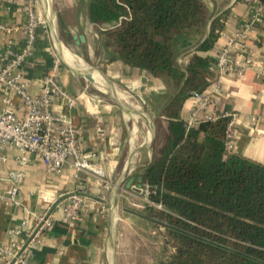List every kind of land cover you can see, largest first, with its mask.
<instances>
[{"label":"trees","instance_id":"1","mask_svg":"<svg viewBox=\"0 0 264 264\" xmlns=\"http://www.w3.org/2000/svg\"><path fill=\"white\" fill-rule=\"evenodd\" d=\"M225 1L78 0L81 24L95 25L107 61L166 83L150 100L160 111L152 159L125 184L147 197L144 217L173 242L156 264H264V163L227 152L228 118L187 130L182 113L215 77L206 53L224 26ZM63 27L65 40H75Z\"/></svg>","mask_w":264,"mask_h":264},{"label":"crops","instance_id":"2","mask_svg":"<svg viewBox=\"0 0 264 264\" xmlns=\"http://www.w3.org/2000/svg\"><path fill=\"white\" fill-rule=\"evenodd\" d=\"M253 7L254 2L251 3L250 0L222 2L219 13L227 9L229 12L216 44L206 54L215 57L224 42L223 34L234 33L240 21L250 16ZM0 19L9 23H24L26 12L24 7L19 5L11 9L9 13L0 12ZM89 33L95 35L99 49L97 60L94 61L91 58L89 60L79 52L75 54L83 59L84 65H72L63 57L61 50H58L63 58L61 81L70 93L80 96L79 106L73 111L75 122L81 129L79 145L83 151L94 154L92 161L105 170L108 186L99 184L93 175L82 174V180L88 181L90 196L97 198L104 192L108 205L113 208L110 207L111 209L105 215L93 211L71 224L56 222L47 232L41 248L35 252L33 264L50 262L109 264L110 254L118 255V248L128 232L123 226L128 217L133 215L130 212L122 215L118 209L123 196L130 193L125 185L132 174V170L128 172V175L125 171L131 157L128 116L135 109L118 94L125 93L127 99L144 100V97H147L151 100L154 95L163 94L166 91V83L150 72L128 66L119 60L107 61L100 47V36L96 27L90 23L85 25V33H79L86 37V46L82 47L84 51L89 52ZM75 35L77 34H74V39ZM13 37L16 47L21 48L24 33H14ZM49 44L40 32V48L26 64L27 77L30 80L37 81L49 71L52 55L45 49ZM58 44L57 41L59 49ZM246 50L251 52L254 58L252 69L242 77L235 74L225 77L220 93L214 98L213 109L216 113L229 111L237 114L238 122L232 152L264 163V24L257 25L252 32L247 40ZM90 72H96L104 83L98 84L89 80L85 74ZM213 72L216 76L214 69ZM33 88L34 91H38V84L34 83ZM119 102L126 105L130 113L126 112ZM193 103V97L185 100L182 109L183 117L189 114ZM156 109L157 107L152 106L149 110L154 120L160 115V111L157 112ZM143 148L139 151L141 155L145 150ZM147 148L149 149L146 153L147 161L138 165L139 167L149 164L152 159L153 147ZM15 156L14 151L0 168V186L3 188L7 184L4 178L8 171L18 168ZM126 175L120 188L118 202L115 204L117 185ZM76 185L77 181L73 178L70 168L64 169L61 173L48 172L42 159L33 155L27 166V175L22 181L20 199L23 205L33 212H41L51 205L53 199L62 193L73 191ZM26 215L23 206L0 201V240L9 241L11 238L9 229L16 227Z\"/></svg>","mask_w":264,"mask_h":264},{"label":"built area","instance_id":"3","mask_svg":"<svg viewBox=\"0 0 264 264\" xmlns=\"http://www.w3.org/2000/svg\"><path fill=\"white\" fill-rule=\"evenodd\" d=\"M250 1L254 2L250 16L240 21L234 33L223 34L224 42L214 57L215 78L206 89L193 94V106L184 116L187 130L203 122L228 118L227 152L234 148L238 117L229 111L216 113L214 98L227 75L242 77L254 65L252 53L246 50L247 40L257 25L264 24V3ZM19 5L26 12L24 23L0 19V168L14 151L18 164L4 178L6 187L0 186V201L23 206L27 215L9 229V241L0 240L1 264H33L35 252L56 222L71 224L93 211L105 215L110 209L106 194L102 192L93 198L88 194V181L82 180V174L93 175L99 184L108 186L105 170L92 161L94 154L83 151L79 145L81 129L73 111L79 106L80 96L70 93L62 84L63 58L58 52L57 28L39 0H0V12L9 13ZM17 32L24 33L21 48L14 41L13 34ZM40 32L50 43L45 49L52 55V65L43 77L33 81L27 77L26 64L40 48ZM34 83L38 84V91H34ZM33 155L42 159L48 172L61 173L70 168L77 181L73 191L60 194L41 212H33L20 199L22 181Z\"/></svg>","mask_w":264,"mask_h":264},{"label":"rangeland","instance_id":"4","mask_svg":"<svg viewBox=\"0 0 264 264\" xmlns=\"http://www.w3.org/2000/svg\"><path fill=\"white\" fill-rule=\"evenodd\" d=\"M39 1L40 5L44 6L46 15H48L45 8V0ZM50 8L51 16L48 15V17L51 21H53L54 25L57 28L58 38L73 53L78 54L80 51H84L81 45L76 43L75 40L71 39L70 42L65 40V36H67L68 33L64 30L63 27L64 24L68 26V28H70V32L72 34L79 35L78 32L82 30L81 25L87 24L86 22V24L84 22H82L83 24H81L82 17L78 13V0H52ZM50 17H52V19ZM88 37V42L90 45L89 52L84 51L83 54L85 58L89 60L91 58L92 60L96 61V58H98L99 55V49L95 41V35L94 33H89ZM184 60L185 58L183 59V61ZM181 61L182 60L180 59V62ZM127 100L128 105H130L132 108L139 106L138 110L145 113L148 120L150 121V123H147L146 120L139 119L136 122L135 119L131 115H129V139L132 137L131 130L135 127L134 124L137 125V130H139L140 136H144L147 130L152 128L151 130L153 131L155 137L156 121L154 120L153 114L149 112L150 108L152 107L150 98L144 97V100L140 98H137L136 100L135 98H128ZM149 145L143 146L145 148L142 147L145 150L143 151L142 155L139 154L140 157L137 158L135 166L132 169V173L135 171V169L140 168L138 165L146 163V153L147 151L149 152V149L147 147H150L151 149L154 145V142ZM129 191V194L126 193L125 196H123L118 212L122 215L124 213L130 212L133 215L132 217H128V222H125V226L121 224V226L124 227V230L128 232L126 237L124 236V241L121 242L118 248V255H113V264H156L162 256L165 257L169 255L170 251L173 250V242L169 241V238L166 235V229L163 226L154 227L152 224H150V221L146 217H144L143 209L146 203H148L147 197L132 189H129ZM110 207L113 208L112 206H109V208Z\"/></svg>","mask_w":264,"mask_h":264},{"label":"bare ground","instance_id":"5","mask_svg":"<svg viewBox=\"0 0 264 264\" xmlns=\"http://www.w3.org/2000/svg\"><path fill=\"white\" fill-rule=\"evenodd\" d=\"M51 1L52 0H45V8H46L47 14L50 15V16H51V8H50L51 7ZM50 18L52 19V17H50ZM51 22L53 23V21H51ZM53 26L55 27L54 23H53ZM58 45H59V50H61V53H62L63 57L66 59V61H68L72 65H76V66L84 65L83 64L84 63L83 59L81 57H79L77 54L73 53L63 43L59 42ZM85 75L87 76V78L89 80L94 81V82H96L98 84H103L104 83L103 79L96 72L86 73ZM118 95H120L121 99H123L125 101H128L127 100V95L125 93H122V94L119 93ZM135 108L137 110L134 109L135 111L133 113H130L131 115H133V118L135 119V121L137 122L139 119H144V120L147 121V123L148 122L150 123V121L147 118V115L145 113H143V112L141 113L138 110L139 106H136ZM134 125H135V127L131 130L132 131V137H131V142H130L131 157H130V160H129V165L135 164V162L137 161V158L139 156L140 149L143 146H148L151 143L152 136H153L152 130H151L152 128L147 130V132H146V134L144 136H140L139 135V130H137V125L136 124H134ZM150 127H152V126H150ZM113 263H114L113 262V255L110 254V263L109 264H113Z\"/></svg>","mask_w":264,"mask_h":264},{"label":"water","instance_id":"6","mask_svg":"<svg viewBox=\"0 0 264 264\" xmlns=\"http://www.w3.org/2000/svg\"><path fill=\"white\" fill-rule=\"evenodd\" d=\"M75 39H76V42H77L78 44L81 45V47L84 48V47L86 46V37H85L84 34L75 35ZM57 41H58V43H59V42L62 43V41H61L59 38H57ZM119 103H120V102H119ZM120 105L122 106V108H123L126 112L130 113V109H128L126 105H124V104H122V103H120ZM152 134H153V131H152ZM153 141H154V134H153V136H152V141H151V143H153ZM133 167H134L133 165H129V164H127V166H126V168H125V171H127V175L129 174L128 172L131 171V170L133 169ZM127 175L124 176V177L120 180V182L118 183V185H117V189H116V191H115V204H117V202H118V195H119V192H120V188H121V186H122V184H123V182H124L125 177H127Z\"/></svg>","mask_w":264,"mask_h":264}]
</instances>
